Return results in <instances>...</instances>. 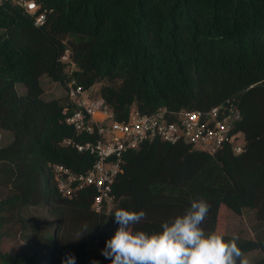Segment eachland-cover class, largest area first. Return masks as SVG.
Wrapping results in <instances>:
<instances>
[{
    "label": "trees",
    "instance_id": "16d2710c",
    "mask_svg": "<svg viewBox=\"0 0 264 264\" xmlns=\"http://www.w3.org/2000/svg\"><path fill=\"white\" fill-rule=\"evenodd\" d=\"M33 1L45 13L41 26L0 1V130L10 132L0 144V242L16 226L25 243L24 252L0 251V264H64L70 256L75 264H111L101 253L119 227L117 208L143 210L135 227L151 233L203 198L208 232L221 205L235 214L249 208L264 227V0ZM65 49L72 71L58 60ZM43 77L63 85L65 96L43 99ZM70 79L84 89L101 83L98 94L118 121L132 108L206 110L230 100L245 150L144 144L124 156L114 209L96 214L92 192L62 197L49 173L53 164L83 172L92 161L62 144L87 139L64 123ZM30 209L45 216L33 220ZM254 236L238 239L243 254L264 253V233ZM249 264H264V256Z\"/></svg>",
    "mask_w": 264,
    "mask_h": 264
},
{
    "label": "built area",
    "instance_id": "2783aa9c",
    "mask_svg": "<svg viewBox=\"0 0 264 264\" xmlns=\"http://www.w3.org/2000/svg\"><path fill=\"white\" fill-rule=\"evenodd\" d=\"M11 3L33 15L35 26L43 24L45 13L37 12V4L33 0H11ZM58 60L69 71L75 67L67 49ZM64 85L71 104L64 123L73 129L76 136L87 139L64 138L62 144L78 153L90 155L92 161L83 172L73 171L63 164H53L49 173L62 197L92 192L90 207L96 214L109 213L114 202L113 185L122 172L125 154L137 151L144 144L153 141L183 143L210 154L224 145L235 155L245 150L244 135L237 130L241 114L230 100L206 110L159 108L149 114H139L132 108L126 120L118 121L99 94L92 95L90 88H82L73 79L65 81ZM66 111L64 109L63 113Z\"/></svg>",
    "mask_w": 264,
    "mask_h": 264
},
{
    "label": "clouds",
    "instance_id": "9594fccd",
    "mask_svg": "<svg viewBox=\"0 0 264 264\" xmlns=\"http://www.w3.org/2000/svg\"><path fill=\"white\" fill-rule=\"evenodd\" d=\"M210 208L203 198L194 199L183 215L163 222L162 231L151 233L135 227L146 216L143 210L117 208L111 214L119 227L101 254L111 264H249L237 236L226 240L202 227ZM90 231L85 228L79 238ZM64 264H75V258L68 257Z\"/></svg>",
    "mask_w": 264,
    "mask_h": 264
},
{
    "label": "rangeland",
    "instance_id": "374dc122",
    "mask_svg": "<svg viewBox=\"0 0 264 264\" xmlns=\"http://www.w3.org/2000/svg\"><path fill=\"white\" fill-rule=\"evenodd\" d=\"M1 1V0H0ZM43 88V99L50 98H60L65 96L64 86L51 81L50 79L43 77L41 80ZM101 83H95L90 87V92L92 95L99 93V87ZM21 93L25 92L24 86L19 87ZM10 136V132L6 130H0V144L5 142L6 139ZM45 182L43 181V185ZM114 209L113 205L110 208L109 212ZM30 218L33 220L44 217L45 213L42 210L30 209L29 211ZM261 223H258L255 219L254 212L249 208H243L240 214H235L228 210L223 205L220 206L217 215L215 232L221 235H226L229 237L237 236L239 239H252L254 234H263L264 227ZM264 225V224H263ZM25 243L22 241L18 229L16 226H13L7 235L2 238L0 242V251L8 253H20L24 252ZM264 256V253L258 250H251L244 254L243 258L248 260L251 263L256 258Z\"/></svg>",
    "mask_w": 264,
    "mask_h": 264
}]
</instances>
